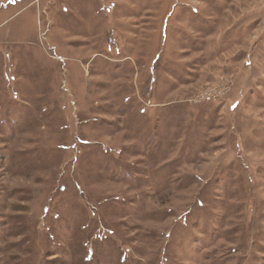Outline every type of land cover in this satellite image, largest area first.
I'll list each match as a JSON object with an SVG mask.
<instances>
[{
	"label": "rangeland",
	"instance_id": "rangeland-1",
	"mask_svg": "<svg viewBox=\"0 0 264 264\" xmlns=\"http://www.w3.org/2000/svg\"><path fill=\"white\" fill-rule=\"evenodd\" d=\"M0 264H264V0H0Z\"/></svg>",
	"mask_w": 264,
	"mask_h": 264
},
{
	"label": "built area",
	"instance_id": "built-area-1",
	"mask_svg": "<svg viewBox=\"0 0 264 264\" xmlns=\"http://www.w3.org/2000/svg\"><path fill=\"white\" fill-rule=\"evenodd\" d=\"M221 93V92H220ZM208 100H211V98L208 96V98H207Z\"/></svg>",
	"mask_w": 264,
	"mask_h": 264
}]
</instances>
